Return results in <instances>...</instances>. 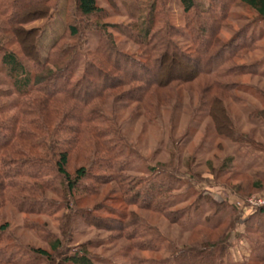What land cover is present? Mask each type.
<instances>
[{"label": "trees", "instance_id": "obj_1", "mask_svg": "<svg viewBox=\"0 0 264 264\" xmlns=\"http://www.w3.org/2000/svg\"><path fill=\"white\" fill-rule=\"evenodd\" d=\"M135 1L137 11L145 12L146 16L143 23L130 22L126 26L131 30L123 33L138 43L137 55L116 48L112 34L107 32L110 23L100 20L108 14L107 9L98 0H72L70 12L67 8L71 19L67 22L66 35L76 41L72 43L67 38L60 43L64 37L61 35L50 45L48 56L41 63L37 57L38 28L25 29L17 24L33 14L36 17L46 16L56 0H0V11H5L14 36L25 43L22 49L36 65L32 69L27 67L13 50L5 48L2 62L18 90L19 98L34 96L27 101H37L38 104L33 108L19 105V115L13 120L0 122V205L8 200L18 210L50 213L69 204L78 190L95 193L100 184L112 180L119 188L120 202L128 207L124 205L125 208L118 211L113 209L117 213L115 217H98L95 214L93 217H98L105 224L109 223V219L120 221L118 229L124 237L133 240L126 247L129 264H224L223 258L229 254L231 244L242 235L252 231L264 237V203L241 219V210L233 201L217 200L212 193L204 191L199 195L215 205L214 217L203 223L188 222L186 208L173 209L168 202L172 182L178 180L173 172L165 171L162 166H152L144 175H131L127 168L128 160L124 158L128 148L118 136L114 121L104 110L103 103L110 98L140 101L145 103L143 115L149 116L164 102L171 101L172 95L178 94L175 86L168 90L170 95L167 90L161 92V88L173 82L189 85L200 75H206L209 81L206 80L199 93L200 107L208 110L218 134L233 142L247 141L257 151V154L249 151L248 157L259 159L258 152L264 153L261 142L248 137L244 139V134L231 124L223 101L225 96L234 95L233 92L242 86L234 77L260 72L259 61H236L255 47L257 38L248 32L246 24L228 39H223L219 30L229 19V7L235 1L254 9L257 19L264 20V0H208L206 8L195 0H181L185 12L182 27H176L167 19L168 0ZM158 17L161 22L157 26L159 30L154 33ZM205 23H211L214 28L207 32ZM113 25L117 26L116 23ZM89 28L99 32L102 38L86 50L83 71L75 77L74 63L78 59L76 43L86 40ZM176 36L187 37L186 48L181 47ZM112 51L124 60L119 61L118 57L110 59ZM40 72L47 74L41 77ZM107 78L111 80L107 82ZM198 84L201 85L200 82ZM48 120L55 121L53 128ZM77 146L94 153L95 159L70 171L67 168L69 152ZM230 159L228 157L223 163L220 173L226 171L233 176L251 170L241 166L230 167ZM256 177L252 188L263 189L264 170L256 171ZM220 182L236 194L243 196L250 193L227 181ZM47 192L58 196L53 197ZM223 206H226L225 213L217 215V210ZM143 211L164 215L179 227H185L188 242L180 244L171 241L167 247L169 254L162 258L140 256L138 250H155L163 238L157 225ZM84 213L87 217L92 211ZM5 226L1 224L2 228ZM61 245V239L51 243L56 251ZM4 251L0 247V262L13 259L10 253ZM35 252L42 258L54 260L45 249L39 247ZM61 256L60 262L53 264L99 262L85 244L65 251ZM103 263L109 264L110 261ZM229 264H264V253Z\"/></svg>", "mask_w": 264, "mask_h": 264}, {"label": "rangeland", "instance_id": "obj_2", "mask_svg": "<svg viewBox=\"0 0 264 264\" xmlns=\"http://www.w3.org/2000/svg\"><path fill=\"white\" fill-rule=\"evenodd\" d=\"M98 2L107 9L108 14L100 20L110 23L107 26V32L112 34L116 48L119 51L137 55L138 43L123 31L131 30L126 25L132 21L142 22L146 16L145 12L137 11L135 0H98ZM195 2L202 8L208 6V0H195ZM72 3V0H56L55 6L50 8L46 16L36 17L33 14L24 18L25 21L21 24H17L25 29L38 28L36 43L39 62H44L50 45L57 38L64 35L60 43L69 38L66 35V26L71 18L67 14V8L70 12ZM0 9H2L1 6ZM229 9V19L221 26L219 34L223 39H228L245 24L248 25V32L253 33L257 41L253 49L247 50L236 61L238 63L259 61L260 72L244 73L234 77L242 83V86L233 92L234 95L225 96L223 101L228 108L231 124L244 134V139L247 137L254 139L256 142H261L264 147V20H258L256 11L240 1L233 2ZM166 12L171 24L176 27L184 25L185 12L181 0H168ZM160 22L161 19L158 17L156 27L153 29L154 33L159 30L157 26ZM115 23L117 26L113 25ZM205 27L209 32L214 25L205 23ZM99 34L96 30L89 28L86 30V40L76 43L78 59L74 63L76 64L75 77L83 71L86 50L94 47L98 39L102 38ZM176 40L181 47L186 48L188 43L186 36H176ZM69 41L75 43L76 39L69 38ZM24 44L17 36H14L5 11H0V122L13 120V117L19 115V105L38 107L37 101L29 100L31 103L27 101L34 96L19 98L18 90L1 59L4 48L13 50L18 58L32 69L36 63L25 55L22 49ZM111 53L110 59L114 60L118 57L119 61L124 60L113 51ZM190 66L192 67L193 64L191 63ZM46 74L47 72H40L39 75L44 77ZM110 80V78L106 79L107 82ZM206 80L209 81L206 75H200L198 80L190 81L189 85L173 82L161 88V92L167 90L170 95L168 90L175 86L176 94H178L174 97L172 95L171 101L164 102L158 107L159 110L153 111L149 116L142 113L145 103L136 100L110 98L103 103V108L110 114L118 136L128 148L124 158L128 160L127 168L131 175H144L152 166H162L165 171L176 175L178 180L172 182L173 188L170 192L168 191V194L170 193L168 202L173 209L186 208L188 222L203 223L207 219L211 220L209 217H214L215 205L205 196L202 198L199 195L204 191L212 193L217 200L233 201L241 210L240 218L244 219L257 206L244 211L236 200H242L245 205L249 196L264 194V187L260 190L252 188L257 178L256 171L264 170V161H261L264 153L258 152L259 159L250 158L249 151L253 150L256 154L257 151L255 152L247 141L233 142L216 132L208 110L201 108L199 104V93L204 88L203 84ZM199 82L201 85H197ZM172 93L175 94V92ZM23 101L26 102L23 103ZM48 122L53 128L55 121L48 120ZM94 155L83 146H77L69 152L67 168L72 171L80 164H90L95 159ZM228 157H231L230 167L241 166L251 170L248 173H238L233 176L226 171L220 173L219 169ZM87 180L90 181L89 178ZM220 181H227L241 188V191L250 193L243 196L236 194ZM100 185V188L91 194L78 190L72 195L69 204L58 207L50 213L18 210L13 203L5 200L0 205V247L5 250L4 253H10L13 259L2 261L0 264L59 263L62 253L82 244L88 247L90 253L96 255L98 264H105L103 263L105 260H109V264H129L126 247L133 240L124 237L123 232L118 229L120 221L109 219V223L105 224L98 218L115 217L116 211L125 208L126 205L120 202L119 188L114 181L109 180ZM144 185L145 183L142 186ZM47 194L53 197L58 196L48 192ZM224 209L226 206L217 210V215L224 214ZM88 210L92 213L84 217L86 214L84 211ZM143 212L157 225L163 238L155 250H138L137 253L140 256L162 258L169 254L167 247L171 241L180 244L188 242L186 238L188 230L185 227H179L177 223H173L164 215ZM94 214L98 217H93ZM1 224L6 225L5 228H2ZM55 239H61L62 247L58 251L51 247ZM39 247L47 250L54 260L42 258L36 254L35 251ZM257 253H264V237L259 236L257 232L248 231L231 244L229 254L223 258V263L240 262L249 257L253 258Z\"/></svg>", "mask_w": 264, "mask_h": 264}, {"label": "built area", "instance_id": "obj_3", "mask_svg": "<svg viewBox=\"0 0 264 264\" xmlns=\"http://www.w3.org/2000/svg\"><path fill=\"white\" fill-rule=\"evenodd\" d=\"M246 201H247V203L245 205L243 204L242 200L241 201L236 200V203H238L244 211H247L249 209L255 208L256 206L264 203V194H262V195H260V194L251 195L246 199Z\"/></svg>", "mask_w": 264, "mask_h": 264}]
</instances>
